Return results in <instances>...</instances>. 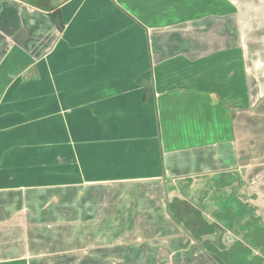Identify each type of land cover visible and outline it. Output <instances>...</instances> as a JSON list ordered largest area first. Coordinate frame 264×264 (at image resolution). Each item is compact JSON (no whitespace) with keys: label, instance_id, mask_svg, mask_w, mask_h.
Instances as JSON below:
<instances>
[{"label":"crops","instance_id":"obj_1","mask_svg":"<svg viewBox=\"0 0 264 264\" xmlns=\"http://www.w3.org/2000/svg\"><path fill=\"white\" fill-rule=\"evenodd\" d=\"M41 1L0 0V264H264V0Z\"/></svg>","mask_w":264,"mask_h":264},{"label":"trees","instance_id":"obj_2","mask_svg":"<svg viewBox=\"0 0 264 264\" xmlns=\"http://www.w3.org/2000/svg\"><path fill=\"white\" fill-rule=\"evenodd\" d=\"M51 19L58 25L59 28L62 27L63 23H60L59 20H60V14H59V11L56 10L55 12H53L51 15H50Z\"/></svg>","mask_w":264,"mask_h":264},{"label":"rangeland","instance_id":"obj_3","mask_svg":"<svg viewBox=\"0 0 264 264\" xmlns=\"http://www.w3.org/2000/svg\"><path fill=\"white\" fill-rule=\"evenodd\" d=\"M37 1H39V2H41V3H42V1H41V0H37Z\"/></svg>","mask_w":264,"mask_h":264}]
</instances>
